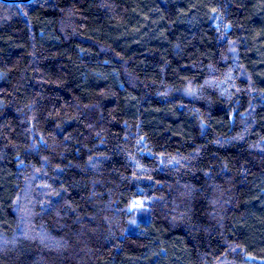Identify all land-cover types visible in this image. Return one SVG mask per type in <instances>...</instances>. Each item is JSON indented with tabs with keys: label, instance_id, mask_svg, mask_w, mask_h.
Returning <instances> with one entry per match:
<instances>
[{
	"label": "trees",
	"instance_id": "16d2710c",
	"mask_svg": "<svg viewBox=\"0 0 264 264\" xmlns=\"http://www.w3.org/2000/svg\"><path fill=\"white\" fill-rule=\"evenodd\" d=\"M0 264H264V0L0 1Z\"/></svg>",
	"mask_w": 264,
	"mask_h": 264
},
{
	"label": "water",
	"instance_id": "95a60500",
	"mask_svg": "<svg viewBox=\"0 0 264 264\" xmlns=\"http://www.w3.org/2000/svg\"><path fill=\"white\" fill-rule=\"evenodd\" d=\"M0 1H4L7 3H30L33 2L34 0H0Z\"/></svg>",
	"mask_w": 264,
	"mask_h": 264
},
{
	"label": "rangeland",
	"instance_id": "374dc122",
	"mask_svg": "<svg viewBox=\"0 0 264 264\" xmlns=\"http://www.w3.org/2000/svg\"><path fill=\"white\" fill-rule=\"evenodd\" d=\"M136 206L141 207L142 206V200L138 199L136 200Z\"/></svg>",
	"mask_w": 264,
	"mask_h": 264
}]
</instances>
